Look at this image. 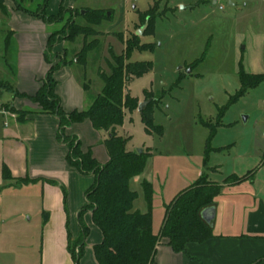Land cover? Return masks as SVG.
I'll return each mask as SVG.
<instances>
[{
    "label": "rangeland",
    "instance_id": "rangeland-1",
    "mask_svg": "<svg viewBox=\"0 0 264 264\" xmlns=\"http://www.w3.org/2000/svg\"><path fill=\"white\" fill-rule=\"evenodd\" d=\"M16 1L31 7L29 0H6V8L10 11ZM91 1L93 8L107 9L108 19L97 28L102 32L100 44L88 53L85 64L75 62L85 43L82 35L52 48L54 57L57 51L66 53L68 64L61 68L70 71L83 90V98L76 97L73 102L80 109L87 110L102 93L105 83L101 73H111L112 55L125 52L123 40L137 35L148 23L147 14L154 18L139 36L142 44H152L153 49L134 51L130 58L131 62H150L153 68L130 81L126 91L139 104L151 100L144 110L150 112L155 126L163 128V134L146 132L144 110L140 112L139 107L127 111L120 133L131 137V150L149 149L153 153L152 162L158 168L156 187L165 185L162 196L156 193L155 214L184 182L195 180L198 171L206 172L217 164L228 171L239 156L264 146V81L231 103L242 88L241 68L250 74L264 72V0ZM8 15L0 8V82L16 88L20 57L28 58L33 52L21 51L17 41L8 36ZM67 20L46 28L49 33L63 30ZM76 22L86 25L80 17ZM67 74L65 71L61 76ZM15 98L13 93L0 90V264H41L43 245L57 241L61 230L71 233L72 223L67 207L63 217H55L56 231L44 237V184L60 188L63 211L68 188L57 180L29 179L26 151L24 155L14 153L16 143L6 136L17 122L2 107ZM25 109L31 110V115L39 113ZM218 120L220 125L212 135L207 124L215 125ZM23 130L21 133H28L29 127ZM84 176L92 177L95 183L93 175ZM144 202L139 199L135 203L139 207ZM58 218L63 223L61 229Z\"/></svg>",
    "mask_w": 264,
    "mask_h": 264
},
{
    "label": "crops",
    "instance_id": "crops-1",
    "mask_svg": "<svg viewBox=\"0 0 264 264\" xmlns=\"http://www.w3.org/2000/svg\"><path fill=\"white\" fill-rule=\"evenodd\" d=\"M29 1L31 7L26 9L31 11L36 10L44 2V0ZM92 4L94 1L91 0H48L47 14L57 15L61 7L107 10L95 9ZM8 12L11 14L8 36L17 41L21 51L33 52H29L28 58L20 57L16 89L27 96H34L50 70V65L45 59L50 33L44 21L24 11V13L21 12L16 5L10 6ZM56 53L61 54L59 51ZM65 71L68 74L62 77ZM55 78L57 80L56 93L61 99L64 110L66 112L84 110L83 107L80 109L73 104L76 97L82 99L84 94L71 72L62 68ZM59 80L66 81L67 84L64 86ZM9 106L16 110L28 108L34 111H38V106L28 98L16 97L12 104L10 102L9 105L4 104L2 107L3 112L5 110V113L17 122L14 130L10 133L6 131V136L13 139L11 143H16L15 147L12 145L14 153L24 155L23 152L26 151L27 166L31 173L29 179L57 180L68 188L67 198L64 201L68 205L64 206L63 211V197L60 188L44 184L46 202L44 237L49 233L51 236L52 232L56 231L55 217H63L67 207L71 213L72 223L71 233L68 232L66 235L64 230H61L57 241L44 242L41 264H74L68 251V238L69 234L74 241L80 237L78 214L86 205V193L94 184L93 178L80 174L77 169L68 164L66 160L68 149L60 145L56 138L59 129V121L56 117L51 114H39L38 111L39 113L28 115L26 121L22 122L8 109ZM24 127H29L28 133H21ZM68 134L77 135L81 140L82 150L87 152L91 149L100 164L103 165L109 161L110 157L103 143L105 135L97 131L90 120L73 125L68 130ZM149 151L151 157L146 169L131 181V188L138 193L137 200H139L145 199L143 182L147 181L153 185V231L155 234H159L162 228L166 205L179 193L194 185L202 177H206L212 184L221 186V193L214 199L213 204L202 212V215L206 214V217H203L204 220L211 224L213 236L201 243L187 244L185 251L180 253L175 252L168 245L167 239H163L157 248L155 264H264V146L257 147L256 152L248 151L239 156L228 171L222 170L220 164L207 168L206 172L198 171L194 177L196 179L184 182V187L172 195L173 197H170L168 202L164 201L163 209L156 214L154 210L155 199H158L156 193L162 196L165 185L159 184L158 189L156 187L155 170L158 168L155 169V164L152 162L153 153ZM134 209L146 213L148 211L146 200L139 207L135 203ZM58 219L61 229L63 223L60 218ZM84 221L90 228V233L79 264H99L94 254V246L102 242L103 233L94 224L91 213L84 216Z\"/></svg>",
    "mask_w": 264,
    "mask_h": 264
},
{
    "label": "trees",
    "instance_id": "trees-1",
    "mask_svg": "<svg viewBox=\"0 0 264 264\" xmlns=\"http://www.w3.org/2000/svg\"><path fill=\"white\" fill-rule=\"evenodd\" d=\"M23 1V0H22ZM0 0V8L8 15V9ZM18 10L31 14L52 26L67 20L63 30L50 33L45 59L50 64V70L42 81V86L34 96L20 93L7 82H0V90H7L17 98H28L38 106L40 113L52 114L59 121L57 133L58 141L68 148L66 160L82 175H93L95 183L86 193V205L78 214L81 234L73 240L69 234L68 251L74 264H79L84 255L86 239L90 228L84 221L87 213L92 214L94 224L103 233V240L94 246V254L99 264H155L158 246L163 239L177 253L183 252L189 243H201L213 236L211 224L204 220L202 212L210 207L214 199L221 193V186L210 183L202 177L194 185L179 193L165 207V217L159 234L153 231V185L147 181L142 184L148 211L142 213L134 209L138 193L131 188V181L140 176L146 169L151 157L149 150L142 153L130 149V136H124L120 129L124 125L127 111L138 109V99L126 91L127 84L135 78L149 73L153 65L150 62H131L134 51L153 49L152 44H142L138 35L123 40L126 45L121 55H112L114 64H111V73L102 72L105 86L102 93L95 99L87 110L66 112L56 93L57 80L55 75L68 64L66 53L52 55V48L62 40L74 41L78 36H84L83 49L76 56V63L84 65L88 53L100 44L98 37L101 31L97 30L108 19L103 10L68 9L61 7L57 15H48V0L34 11L26 9L22 3L16 1ZM80 17L86 25L77 24ZM153 17L147 14L145 20L149 23ZM145 21V23H146ZM94 37L92 41L88 39ZM241 90L232 99L231 103L242 97L249 89L257 87L264 81L263 74H249L240 69ZM12 110V107H8ZM147 109V108H146ZM142 112V121L147 133L163 134L161 126L153 124V118L148 110ZM20 121H26L31 110H16ZM221 116V115H220ZM90 120L93 127L105 135L104 145L110 157L106 164H100L94 157L92 150L84 152L81 140L77 135L68 134L73 125ZM217 124H207L214 135Z\"/></svg>",
    "mask_w": 264,
    "mask_h": 264
},
{
    "label": "water",
    "instance_id": "water-1",
    "mask_svg": "<svg viewBox=\"0 0 264 264\" xmlns=\"http://www.w3.org/2000/svg\"><path fill=\"white\" fill-rule=\"evenodd\" d=\"M85 13H86V11H82V14H85ZM108 15H110V13H109ZM148 25H149V24L146 23L145 26H143V27L137 32V35H138V36H142L143 33H144V31L147 29ZM188 73H191V71L189 70ZM150 102H151V100H146L145 102L139 104V111L142 112V111L144 110V108H146V107L148 106V104H150ZM142 152H143L142 149L138 150V153H142ZM205 215H206V214L203 213L202 216L205 218V217H206Z\"/></svg>",
    "mask_w": 264,
    "mask_h": 264
},
{
    "label": "built area",
    "instance_id": "built-area-1",
    "mask_svg": "<svg viewBox=\"0 0 264 264\" xmlns=\"http://www.w3.org/2000/svg\"><path fill=\"white\" fill-rule=\"evenodd\" d=\"M222 2H224V1H227V0H221ZM218 2V1H217ZM221 8H223V7H221Z\"/></svg>",
    "mask_w": 264,
    "mask_h": 264
}]
</instances>
